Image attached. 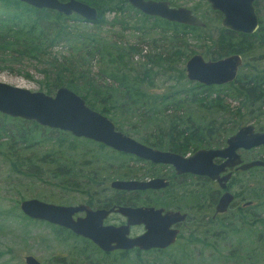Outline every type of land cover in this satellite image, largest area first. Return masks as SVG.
Segmentation results:
<instances>
[{
	"label": "rangeland",
	"instance_id": "obj_1",
	"mask_svg": "<svg viewBox=\"0 0 264 264\" xmlns=\"http://www.w3.org/2000/svg\"><path fill=\"white\" fill-rule=\"evenodd\" d=\"M169 1L173 6H183L192 10L193 14L205 23L204 29H201L199 33L208 35L209 38L194 39V36L187 30L185 34H182L178 29L179 45L175 46L174 32L170 25H164L148 15L146 20L142 21L140 15L145 14L133 7V9L124 8L122 15L104 13L105 22L101 24L95 26L92 23L86 24L88 28H95L96 32L98 29L107 42L118 43L122 46L136 45L140 48L139 53H134L127 59V62L134 65V70L130 71L131 75H141L140 63L148 61L152 54L160 53L166 56L175 48L183 45L184 56H180L175 62L172 57L158 63L148 61V65L152 67L148 74L130 82L139 91L153 97L151 100L156 101L158 110H161L164 103L182 100L183 103L177 106L179 108L177 115L184 122L192 120L201 124L217 123L220 121L217 116H222L220 112L214 110L215 108L206 109L199 104V101L192 102L188 98L191 85L197 87L196 90L200 92V95L206 92V89L204 85L199 86L197 82L188 81L185 78L183 66L190 55L189 50L199 53L204 59L210 58L203 56V52L217 35L220 27L219 17L204 0ZM255 8L258 9V16L261 14L264 18V1L259 0ZM131 9L137 14L131 12ZM12 12L11 7H5L0 1V18ZM263 51V48H257L246 57L242 56V61H246L247 65L239 69L236 75L243 74L256 63V67L261 68L263 59L258 60V58ZM49 52L51 54L49 59L52 62L66 63L68 53L61 44L55 45ZM43 58L44 56L37 60L29 58L13 60L5 57L6 61L0 62V81L32 91L44 92L46 77L43 70L48 63H45ZM105 59H93L90 66H86L90 73L95 74L96 81L102 85L110 82L107 75L99 73L100 68L109 71V68L104 66ZM174 68L182 69L183 75L178 77L179 74ZM224 86L225 84L212 85L210 92H215L223 98ZM54 91L53 88L49 94H53ZM223 100H226L223 102L228 109V111L227 109L223 111L227 123L224 125L225 131L222 134L226 138L233 126L230 124V111L237 104L225 98ZM261 110L262 115L253 116L244 124H252L256 130H264V106ZM137 113H142V117L129 110H123L112 116L122 125L118 127V124H115L116 127L126 132V135L137 141H140V136L151 139L150 135H153L155 126L161 121V115L158 113L149 115L146 111ZM16 122L12 120L6 123L12 129L14 128L12 133V140L15 143L12 146L14 151L9 153L4 151V148L0 149V264H25L24 256L26 255L33 256L41 264H264V223H256L248 227L242 224L240 217L238 222H234L238 225V231L229 232L222 228L221 231L215 232L219 230V227H216L206 233H200V230L192 236L187 229L183 228L176 243L163 251L155 250L137 255L130 252L123 257L118 252L100 254L83 240L66 235L63 231H56V225L27 218L18 207V202L22 199L35 198L57 205L84 202L91 199V196L111 200L118 197L116 191L109 188L111 180L123 177L145 179L157 175L158 168L130 154L121 153L106 146L99 149L96 142L85 138L80 141L73 139L75 146L72 151H68L67 142L63 145H56L57 137L54 131L42 130L43 133L41 130H34L30 132L29 140L21 142L15 127L22 125L24 130L33 127L28 123ZM259 126L262 129H259ZM68 138L71 139L69 136ZM223 143L224 140H218L210 146H220ZM57 152L60 157L57 156ZM240 154L244 160L255 158L264 160V145L248 151H240ZM51 156L55 159L47 160ZM27 158L30 159V165L26 162L19 165L20 160L25 161ZM118 163L121 167H117ZM64 165L69 170L72 169L71 174L67 173L64 177L52 175L51 172L56 169V166L62 169ZM242 177L246 181H240ZM235 179L237 185L235 191L233 189L232 191L241 195L238 204L250 201L254 203V206L243 209L247 212H254L256 216H264V197L258 196L259 190L264 188L262 186L264 185V170L261 167H254L251 172L238 174ZM170 190L173 193L180 192L176 199H170L172 202L178 201L180 197H184L186 201V196L191 194H188L187 187L185 195L182 194V188H171ZM152 197L149 193H143V196L136 200L138 204H143ZM181 209L185 208L181 207ZM248 220L250 218L245 219L246 222ZM214 233L216 237L213 236Z\"/></svg>",
	"mask_w": 264,
	"mask_h": 264
},
{
	"label": "trees",
	"instance_id": "obj_2",
	"mask_svg": "<svg viewBox=\"0 0 264 264\" xmlns=\"http://www.w3.org/2000/svg\"><path fill=\"white\" fill-rule=\"evenodd\" d=\"M0 1L5 7L13 9L11 14L0 18V62H5V57L13 60L17 58L37 60L44 56L43 60L48 63L43 70L46 77V89L44 92L49 94L53 88L56 90L59 86L72 90L84 100L88 107L107 116L117 130H120L118 127H122V125L112 115L123 110L136 113L139 117L143 115L142 113H137L140 111H146L149 115L160 114L162 117L161 121L155 126L153 135H150L151 139L140 136L139 142L145 145L160 150L185 153L197 147L210 146L215 142L217 143L218 140H225V136L222 133L225 131L224 125L227 122L223 111L227 109V106L223 102L226 101L223 98L237 104L230 111V124L233 126L227 136L251 117L262 115L261 108L264 106V51L259 54L260 57L258 58V60L260 58L263 59L261 61L262 67L257 68L256 63L251 65L243 74L236 75L233 81L225 84L223 98L215 92H210L212 85H204L206 92L202 95L196 90L197 87L191 85L192 87L188 90V98L192 102L199 101V104L206 109L215 108L214 110L222 115L217 116L220 121L205 124L192 120L184 122L177 115L179 112L177 106L183 103L182 100L164 103L161 110H158L156 101L151 100L153 97L139 91L130 82L133 79H141L142 76L148 74V71L152 68L148 65V61L158 63L161 60H168L169 57H172L173 62H175L180 56H184L183 45L175 48L173 52L166 56L160 53L152 54L148 61L140 63L139 69H142V74L131 75L130 71L134 70V65L127 62V59L132 57L134 53H139L140 48L136 45L122 46L118 43L107 42L98 29L96 32L95 28H88L86 24L92 23L95 26L105 22L103 19L104 13L122 15L124 8H132L126 0H80L96 9L97 18L93 21L85 20L76 14L64 15L52 9L35 8L19 0ZM257 2H254V6ZM132 9L130 11L136 15L137 13ZM255 10L258 12L257 8ZM140 17L144 21L147 15L141 14ZM156 19L158 22L172 27L174 41L176 42L175 46L179 45L178 29L181 30L182 34H185V30H187L194 36V39L209 38L208 35L199 33L204 28L168 22L160 18ZM58 44H61L68 53L65 64L63 62L55 63L49 59L51 56L50 49ZM257 48H263L264 50V18L261 14L258 16V28L252 34L236 33L220 26L216 37L205 47L203 56L210 57L208 59L219 58L227 54H239L241 57H246L247 54ZM189 53L192 55L194 51L189 50ZM103 58H107L104 61V66L109 68V71H106L105 68H100L99 73L109 77L110 82L106 83V85L96 81L94 78L95 74L90 73L86 67L90 66L93 59L102 60ZM246 65L247 62L242 61L239 69ZM179 69L174 68L179 74L178 77H181L183 70ZM201 85L203 84H199V86ZM212 93H214L213 96ZM12 120L17 121L16 123L20 122V124L28 123L33 127L27 130H24L22 125L15 127L21 142L29 140L30 132L34 130L54 131L57 137L56 145H63L67 142L68 151H72L75 146L73 139H77V141L84 139L72 136L66 131L40 126L34 121L13 118L0 113V149L4 148V151L9 153L14 151V147H12L15 145L14 140H12L14 128L12 129L6 123ZM115 124H118V127ZM259 129H262L261 126H259ZM120 131L123 132L122 130ZM123 133L127 134L126 132ZM95 144L99 149L105 147L97 142ZM57 154L60 157L59 152ZM52 159H55V157L51 156L47 160ZM25 162L28 163L27 165L31 164L30 159L27 158L25 161L20 160L19 165ZM70 167H73L72 164ZM117 167H121V164L118 163ZM62 169L60 166H56V169L52 170L51 173L53 176L61 177H64L67 173L71 174L72 169L69 170L67 166L64 165ZM261 169L264 170V167H261ZM263 192L264 188L259 190L258 195H263ZM55 230L63 231L66 235L73 236L70 231L62 227L56 226ZM120 256L123 257L125 254Z\"/></svg>",
	"mask_w": 264,
	"mask_h": 264
},
{
	"label": "water",
	"instance_id": "obj_3",
	"mask_svg": "<svg viewBox=\"0 0 264 264\" xmlns=\"http://www.w3.org/2000/svg\"><path fill=\"white\" fill-rule=\"evenodd\" d=\"M35 8L56 10L64 15L76 14L85 20L97 18L94 7L80 0H19ZM140 12L157 16L171 22L190 26H203L191 10L183 7H171L167 1L126 0ZM212 10L221 13L220 25L228 30L252 34L258 28V16L253 2L256 0H205ZM242 64L239 54H229L218 59H203L199 53L190 55L184 62L185 77L188 81L203 85L224 84L234 80ZM0 113L13 118L34 121L40 126L69 132L100 143L115 151L132 154L153 163H169L176 173L190 172L216 179L220 185L229 173L222 177L217 174L225 167L238 165L240 170L252 166H262L264 161L254 159L243 162L237 149H248L264 144V130H254L251 124L240 126L225 140L222 148L197 149L190 156L162 151L145 145L117 130L104 114L88 107L84 100L72 90L59 86L53 94L32 91L24 87L0 81ZM214 157L225 158L219 165L212 163ZM161 179L112 180L109 185L116 189H145L164 185ZM229 194L224 192L216 209H223ZM23 215L30 219L42 220L69 229L75 234L90 239L101 250L128 249L138 247L149 249L163 248L174 241L177 230L169 225L183 219L176 211H165L152 207L111 206L109 209L91 210L87 205H57L35 198H26L18 202ZM78 211H84L82 218H72ZM111 211L126 216V222L119 226L102 225V219ZM133 224L144 225L145 230L128 237V227ZM25 264H41L33 256H24Z\"/></svg>",
	"mask_w": 264,
	"mask_h": 264
},
{
	"label": "flooded vegetation",
	"instance_id": "obj_4",
	"mask_svg": "<svg viewBox=\"0 0 264 264\" xmlns=\"http://www.w3.org/2000/svg\"><path fill=\"white\" fill-rule=\"evenodd\" d=\"M62 1H65V0H62ZM156 1H164V0H156ZM165 1H167L168 5L171 7H177V6L171 5L169 0H165ZM256 1H259V0H256ZM254 2H253V5H254ZM254 8H255V6H254ZM212 11L218 15L219 24H220V19L222 16L221 13L217 10H212ZM255 12H256V10H255ZM191 13L193 14L192 10H191ZM256 14H257V12H256ZM145 15H147V14H145ZM148 16H150V15H148ZM257 16H258V14H257ZM152 17L160 18L157 16H152ZM160 19H162V18H160ZM163 20H165V19H163ZM200 21H202V20H200ZM168 22H171V21H168ZM197 27L204 28L205 23L203 26H197ZM230 31H232V30H230ZM233 32H235V31H233ZM236 33H239V32H236ZM227 55H229V54H227ZM224 56H226V55H224ZM224 56H222V57H224ZM219 58H221V57H219ZM206 59H208V58H206ZM214 59H218V58H214ZM224 84H226V83H224ZM209 85H223V84H209ZM244 125H246V124H244ZM254 130H256V129L254 128ZM226 138H225V140H226ZM225 140H224V143L220 146L199 147V148H196L194 150L187 151L185 153H177V152L170 151V150H162V151H169V152L179 154L183 157H188L197 149L222 148L226 144ZM262 145H264V144H262ZM259 146H261V145H259ZM256 147H258V146H256ZM252 148H255V147H251L248 149L240 148V149L236 150V152L240 155V158L243 162H247V161L254 160V159L244 160L240 154V151H248ZM130 155H132V154H130ZM132 156H134L138 160H141L144 163L149 164L150 166L157 167L158 168V174L151 176V177H148V178H145V179H140V178H135V177H123V178L114 179V180H147L150 178H158V179H161V182L165 183V184L164 185H158L157 187L145 188V189H116V188L110 187V185H109V188H112L116 191V195H118V197L112 198L110 200V198H104V197L93 198L91 196L92 200L88 199L84 202H78L76 204L81 203V204L87 205L91 210L109 209L111 206H114V207L125 206V207H132V208H134V207H152L154 209H162L161 214H163L165 211H176L178 215L183 214L184 217H183V219L176 220L169 225L170 229H176L177 230L173 242H171L170 244H168L167 246H165L163 248L152 247V248L145 249V250L140 249L138 247H132V248H128V249H113L110 251H103L95 243H93L90 239L83 237L79 234H75L67 228L59 226V227H62L64 229L70 231L74 237L79 238V239L83 240L86 244H89L92 247H94L97 250V252H99L100 254H109L111 252H118V254L121 255V254H128L130 252H133V254L137 255L139 253H147L149 251H155V250L156 251H163L164 249L169 248L170 246H172L173 244L176 243L177 237L181 233L183 228L187 229L188 233L192 236H194L193 233L200 232V230H201L200 233H202V232L206 233V232L210 231L211 228H216V227H219V230L215 231V232L221 231L222 228H225L229 232H235V231H238V225H235L234 222H238L239 217H240V221L242 222V224H244L248 227L249 226L252 227L256 223H259V224L264 223V216L259 217V216H256V214L254 212H251V211L247 212L245 209H243L244 207L254 206V203H252L250 201H246V202L238 204V201H239V198L241 197V195L238 192H234L235 186L237 185V180L235 179V177L238 174L240 175V174L249 173V172H251L252 168L264 167V165L252 166V167H249V168L244 169V170H240L238 168V165H234L231 167H225V169L223 171H220L217 174V176L222 177L226 173H229V176L224 182L223 181L221 182V183H223V185H220V183L216 179H211L206 175H198V174H193L190 172L176 173L174 170V167L169 163H161V162L153 163V162L148 161V160L140 159V158L136 157L135 155H132ZM224 159L225 158L214 157L212 159V163H214V165L217 166ZM255 159L262 160L260 158H255ZM262 161H264V160H262ZM240 181H246V180L242 177L240 179ZM186 187H187L188 194L191 193L189 196H186V198H187L186 201H184V197H180L178 199V201H175V202H172L170 200V199H176L178 197V194H180V192L173 193L170 190L171 188H173V189L182 188L183 189L182 194L185 195ZM232 189L234 191H232ZM102 192H104V191H102ZM224 192H227L229 194V199L227 200L225 207L223 209L217 210L216 206H218L219 199ZM143 193H149L153 197L150 198V200L143 202V204L142 203L138 204L136 199L141 198L143 196ZM258 196L264 197V194L258 195ZM89 200H91V201H89ZM177 204H179V206H176ZM67 205H75V204H67ZM181 207H183L185 209H181ZM84 215H85L84 211H78L72 215V218L75 220L76 218L84 217ZM249 218H250V220H248V222H246L245 219H249ZM125 222H126V216L121 215L118 212H114V211L109 212L102 219V225L103 226H107V225L119 226V225L124 224ZM49 224H51V223H49ZM144 230H145V228H144V225H142V224L129 225L127 235H128V237H135V236L141 234ZM215 234L216 233L213 234L214 237H216ZM193 239H196V238H193Z\"/></svg>",
	"mask_w": 264,
	"mask_h": 264
}]
</instances>
